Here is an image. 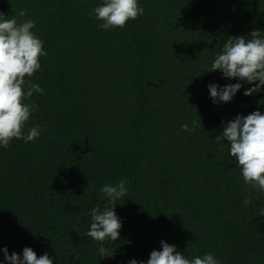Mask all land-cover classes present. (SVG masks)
<instances>
[{
    "label": "trees",
    "instance_id": "obj_1",
    "mask_svg": "<svg viewBox=\"0 0 264 264\" xmlns=\"http://www.w3.org/2000/svg\"><path fill=\"white\" fill-rule=\"evenodd\" d=\"M99 2L0 0L6 15L35 20L46 52L29 78L44 92L31 97L39 109L28 124L43 131L0 148V247L47 252L53 264H126L163 239L189 258L264 264V193L214 139L222 121L264 111V92L245 96L244 85L213 105L206 84L236 81L203 72L228 36L264 30V0H139L142 15L107 30L89 15ZM122 177L120 237L106 242L115 257L100 259L89 210Z\"/></svg>",
    "mask_w": 264,
    "mask_h": 264
},
{
    "label": "clouds",
    "instance_id": "obj_2",
    "mask_svg": "<svg viewBox=\"0 0 264 264\" xmlns=\"http://www.w3.org/2000/svg\"><path fill=\"white\" fill-rule=\"evenodd\" d=\"M144 12L139 0H100L89 15L100 21L99 27L110 29L123 27L130 19ZM26 12L19 9L12 16L0 11V148L6 149L13 139L33 142L43 131L39 124L29 126L30 117L39 109L31 99L33 94H43L44 89L31 81L33 74L41 69L40 58L46 55L44 41L33 31L35 20L24 18ZM205 71H219L222 79L234 83L206 84L208 97L213 105L230 102L244 86L243 95L264 92V30L252 29L247 35H230L214 52L204 66ZM202 72V73H203ZM195 124V121H192ZM183 131H194L187 123L180 125ZM222 131L215 136L221 149L227 147V155L235 161L245 185L258 188L264 193V111L253 110L246 115L237 113L221 122ZM226 141V143H224ZM127 177L106 182L99 188L106 203L89 210L87 236L97 242L96 252L100 259H113L115 249L111 245L120 237V217L115 212L116 201L128 193ZM251 197L245 196L246 206ZM258 217H264V207ZM3 258L0 264H53L55 257L44 252L39 257L28 246L18 254H9L7 246L0 247ZM126 264H222L211 252L189 258L177 250L175 244L159 241V250L150 251L147 260L128 259Z\"/></svg>",
    "mask_w": 264,
    "mask_h": 264
}]
</instances>
